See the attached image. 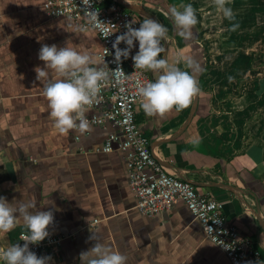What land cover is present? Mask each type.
Here are the masks:
<instances>
[{"label": "crops", "instance_id": "0c3cea01", "mask_svg": "<svg viewBox=\"0 0 264 264\" xmlns=\"http://www.w3.org/2000/svg\"><path fill=\"white\" fill-rule=\"evenodd\" d=\"M103 1L129 9L139 26L146 16L164 24L161 56L169 63L178 49L200 62L202 92L188 108L149 116L139 104L138 123L164 168L222 202L225 219L255 241L264 264V0H226L234 21L217 11L215 0ZM186 3L198 18L194 42L177 34L169 12ZM232 23L239 24L235 31ZM78 24L49 18L45 0H0V196L53 211L49 232L61 242L51 264H81L93 233L124 253L127 264H231L184 202L154 216L136 208L119 143L103 151L111 135L120 136L113 123L89 124L85 133L54 128L45 80L35 71L44 67L38 54L43 44L69 42L99 55L97 32L77 31ZM138 50L135 41L128 71ZM146 71L154 80L160 74ZM23 231L0 233V245L15 243Z\"/></svg>", "mask_w": 264, "mask_h": 264}, {"label": "clouds", "instance_id": "9594fccd", "mask_svg": "<svg viewBox=\"0 0 264 264\" xmlns=\"http://www.w3.org/2000/svg\"><path fill=\"white\" fill-rule=\"evenodd\" d=\"M215 2L217 11L224 18L235 20L233 9L227 5L226 0ZM82 3L85 6L86 22L76 25V30L98 31L106 37L112 35L116 26L99 18V9L92 8L93 0H82ZM169 12L177 34L186 42H194L193 27L197 25L198 18L193 5H173ZM134 23L136 21L133 19L125 25L127 30L116 36L112 47L115 50V61L119 63L122 58L129 57L134 42L138 41L139 50L132 56L135 68L160 73L154 81L137 82L141 108L149 116L188 108L193 98L202 92L198 74L204 69L200 62L195 57L186 55L184 49H178L175 61L169 63L161 56L165 51L162 41L168 38V28L147 16L139 28H134ZM230 27L235 31L239 24L232 23ZM122 42L127 47L120 48ZM38 57L44 62V67H37L35 71L38 80H45L42 95L47 100L50 109L48 115L54 128L60 134H67L72 130L85 133L89 128L86 112L93 104L100 102V93L106 84L113 81L122 83L118 76L123 71L122 68L109 70L108 63L102 56L69 42L63 47L43 44ZM181 63L183 68L179 66ZM53 223L54 213L51 209L40 210L30 199L9 201L0 196V233L22 227V240L25 241L23 245H0V264H51V256H38L30 250L29 245L38 244L49 237V226ZM91 239L95 243L89 250L81 253V264H127V256L100 242L96 233H93Z\"/></svg>", "mask_w": 264, "mask_h": 264}, {"label": "built area", "instance_id": "2783aa9c", "mask_svg": "<svg viewBox=\"0 0 264 264\" xmlns=\"http://www.w3.org/2000/svg\"><path fill=\"white\" fill-rule=\"evenodd\" d=\"M82 0H45L47 16L51 19L68 18L84 24L85 13ZM93 9H99V18L116 26L109 37L96 31L102 42V56L108 68H122L118 74L122 83L115 81L106 84L100 95L99 103L93 104L89 110L97 112L87 117L89 124L104 126L113 123L119 129L120 136L111 135L104 147V152L113 151V142L119 143L123 153L131 189L137 198L136 208L144 215L154 216L171 210L176 201H182L188 207L203 228L205 238L220 248L231 264H260L261 251L251 238L240 235L237 226L228 222L223 215V203L208 192H202L197 186L174 174L169 173L156 160L150 149V139L142 131L138 119V105L141 97L137 91V82L154 81L146 69L133 66L127 70V59L115 61L112 47L116 36L125 32V25L136 21L132 26L139 28L132 12L113 2L105 5L103 0H93ZM120 48L127 47L123 42ZM107 49V51H106ZM61 238L50 233L49 237L38 244H30V250L38 256H52ZM23 245L25 241H16Z\"/></svg>", "mask_w": 264, "mask_h": 264}, {"label": "water", "instance_id": "95a60500", "mask_svg": "<svg viewBox=\"0 0 264 264\" xmlns=\"http://www.w3.org/2000/svg\"><path fill=\"white\" fill-rule=\"evenodd\" d=\"M151 152H152V155H153V157L156 159V160H158V158L155 156V154H154V152L152 151V149H151ZM159 161V160H158ZM160 162V161H159Z\"/></svg>", "mask_w": 264, "mask_h": 264}]
</instances>
